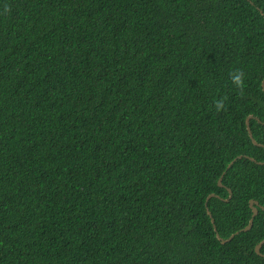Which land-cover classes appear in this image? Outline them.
I'll return each mask as SVG.
<instances>
[{"label": "trees", "instance_id": "obj_1", "mask_svg": "<svg viewBox=\"0 0 264 264\" xmlns=\"http://www.w3.org/2000/svg\"><path fill=\"white\" fill-rule=\"evenodd\" d=\"M261 10L0 0V264H264Z\"/></svg>", "mask_w": 264, "mask_h": 264}, {"label": "water", "instance_id": "obj_2", "mask_svg": "<svg viewBox=\"0 0 264 264\" xmlns=\"http://www.w3.org/2000/svg\"><path fill=\"white\" fill-rule=\"evenodd\" d=\"M261 12L264 14V11H263V10H261ZM263 86H264V81H263ZM251 117H252V116H249V117L247 118V120H246L247 128H248L249 134H250V136H251V138H252L254 144H256V145H260V146H264L263 143L258 142V141L254 138V136H253V133H252V130H251V127H250V119H251ZM239 157H242V155H240ZM236 159H237V158H235L234 160H232V161L229 163V165H228L227 167L230 168ZM251 159H252V160H255L253 157H251ZM259 163H264V161H261V162H259ZM225 172H226V171L223 172V175L225 174ZM222 178H223V176H221L220 179H219V184H220L221 186L224 185V184L222 183ZM229 191H230V196H229V198H231V196H232V191H231V189H230ZM214 195H215L214 193L210 194V195L208 196V200H209L212 196H214ZM229 198H227L226 200H229ZM250 205H251L252 210H253V215H252V217L250 218L249 224H248L245 228L242 229V230H244V231H247V230H249V229L252 228L253 223H254V217H255V216L258 214V212H259V202H258V200L251 199V200H250ZM208 211H209V213L211 214V212H210L209 209H208ZM212 221H213V223H214V227H215V229H216L217 227H216V224H215V219H214L213 217H212ZM242 230H239V231H236V232L232 233V234H231L228 238H226V239L222 238V237L220 236L219 233H217V236H218L219 238H221L223 242H226V241L231 240L236 234H238V233H239L240 231H242ZM263 244H264V239H263L261 242H259V243L257 244V246H256V252H257L258 254L262 255V256H264V254H263L262 251H261Z\"/></svg>", "mask_w": 264, "mask_h": 264}, {"label": "clouds", "instance_id": "obj_3", "mask_svg": "<svg viewBox=\"0 0 264 264\" xmlns=\"http://www.w3.org/2000/svg\"><path fill=\"white\" fill-rule=\"evenodd\" d=\"M233 80L234 82L238 85L241 86L243 84V73H236L233 75ZM217 106L218 107H222L223 106V102L222 101H218L217 102Z\"/></svg>", "mask_w": 264, "mask_h": 264}]
</instances>
